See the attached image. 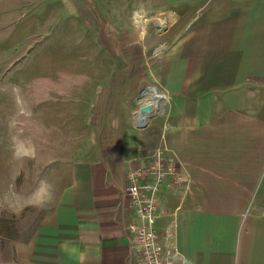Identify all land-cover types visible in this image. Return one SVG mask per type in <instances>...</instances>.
Returning <instances> with one entry per match:
<instances>
[{"label": "crops", "instance_id": "crops-1", "mask_svg": "<svg viewBox=\"0 0 264 264\" xmlns=\"http://www.w3.org/2000/svg\"><path fill=\"white\" fill-rule=\"evenodd\" d=\"M105 1L115 22L126 24L115 30L132 36L138 54L147 36L148 81L167 92L168 103L144 127L130 113L115 115L116 144L99 141L96 115L79 129L73 118L65 133L87 142L79 157H72L76 146L67 149L52 214L35 228L28 264H134L126 173L161 147L176 154L182 177L158 190L154 221L160 242L176 251L174 264H264V0ZM136 9L170 23L157 32L151 22L139 35L138 16L130 20ZM6 73L0 88L10 96ZM16 94L19 100L28 87ZM39 105L31 106L37 122ZM10 166L0 160V196Z\"/></svg>", "mask_w": 264, "mask_h": 264}, {"label": "rangeland", "instance_id": "rangeland-1", "mask_svg": "<svg viewBox=\"0 0 264 264\" xmlns=\"http://www.w3.org/2000/svg\"><path fill=\"white\" fill-rule=\"evenodd\" d=\"M113 16L105 0H0V80L10 64L11 82L10 96L0 88V157L11 165L7 191L0 196V216L7 221L5 227L0 221V264H28L35 228L52 214L67 149L76 146L73 158L84 150L86 137H70L68 124L76 118L79 129L94 114V127L102 130L99 141L116 144L113 118L133 117L140 91L150 84L147 66L154 56L147 36L140 39L138 54L132 36L115 30L126 24ZM151 22L157 32L163 30L155 21L146 30ZM117 49L135 55L115 56ZM25 87L29 94L17 100L16 92ZM37 101L38 122L31 107ZM22 136L27 143L20 149Z\"/></svg>", "mask_w": 264, "mask_h": 264}, {"label": "built area", "instance_id": "built-area-1", "mask_svg": "<svg viewBox=\"0 0 264 264\" xmlns=\"http://www.w3.org/2000/svg\"><path fill=\"white\" fill-rule=\"evenodd\" d=\"M136 15L141 26L137 27L139 35H143L149 21L157 22L160 27L166 26L169 21L164 16H148L144 9H136L131 13V22ZM148 89L155 91L158 99L147 101L146 104L145 93ZM139 96V107L133 112V121L137 127H144L151 118L161 115L168 103V95L159 85L150 83L143 87ZM147 106H150L151 110L142 112L141 108ZM139 114L144 115L143 120L137 117ZM177 162L176 154L171 149L161 147L147 164L132 167L126 173V191L135 215V221L128 225V230L132 234L134 264H174L176 251L160 242L159 234L154 229V221L158 215V190L168 183L170 176L176 182L182 180Z\"/></svg>", "mask_w": 264, "mask_h": 264}, {"label": "bare ground", "instance_id": "bare-ground-1", "mask_svg": "<svg viewBox=\"0 0 264 264\" xmlns=\"http://www.w3.org/2000/svg\"><path fill=\"white\" fill-rule=\"evenodd\" d=\"M145 95L147 96L145 99V103L147 101H154L158 99V95L155 93V91L148 89V92L145 93ZM147 104V103H146ZM137 117H139L140 120H143L144 115L143 114H139Z\"/></svg>", "mask_w": 264, "mask_h": 264}, {"label": "water", "instance_id": "water-1", "mask_svg": "<svg viewBox=\"0 0 264 264\" xmlns=\"http://www.w3.org/2000/svg\"><path fill=\"white\" fill-rule=\"evenodd\" d=\"M156 28H158V29L161 28V29L165 30L166 29V26L160 27L159 25H157ZM150 110H151L150 106L141 108V111L142 112H144V111H150Z\"/></svg>", "mask_w": 264, "mask_h": 264}, {"label": "trees", "instance_id": "trees-1", "mask_svg": "<svg viewBox=\"0 0 264 264\" xmlns=\"http://www.w3.org/2000/svg\"><path fill=\"white\" fill-rule=\"evenodd\" d=\"M0 221H1V224L4 225V227H5V224L7 221L5 219H3L2 216H0Z\"/></svg>", "mask_w": 264, "mask_h": 264}]
</instances>
